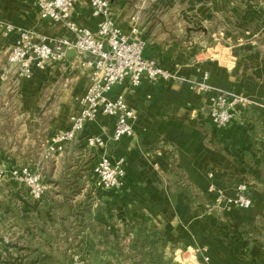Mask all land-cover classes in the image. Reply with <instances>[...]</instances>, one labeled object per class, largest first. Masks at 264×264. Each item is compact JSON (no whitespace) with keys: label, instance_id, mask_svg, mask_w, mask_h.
<instances>
[{"label":"crops","instance_id":"0c3cea01","mask_svg":"<svg viewBox=\"0 0 264 264\" xmlns=\"http://www.w3.org/2000/svg\"><path fill=\"white\" fill-rule=\"evenodd\" d=\"M110 7L125 34L133 25L130 17L137 15L143 54L154 58L172 78L143 79L137 87L124 80L113 86L109 97L123 95L135 111L133 136L109 140L104 148L88 147L86 136L106 140L112 134L114 117L99 114L49 160L47 189L37 201L49 226L47 233L57 238L60 252L93 259L94 264L106 260L93 249L95 218L108 221L119 244L125 228L156 230L165 256L170 246L192 250L198 243L208 260H195L192 250L194 264H264V238L259 239L264 234L263 175L250 155L264 135V0H110ZM0 19L51 39L74 37L64 24L42 19L34 0H0ZM71 19L94 33L97 30L99 18L92 15L89 0L76 1ZM14 39L13 34L0 36V122L9 112L22 125L44 121L46 144L51 135L69 126V117L78 110V99L89 84V71L71 67L67 61L35 68L30 78L14 81L8 74L2 80ZM66 55L71 59L75 52L68 50ZM205 74L207 89L200 90L194 84ZM217 92L250 100L233 110L225 127L214 126L209 117ZM104 153L111 162L122 160L125 176L117 190L103 189L89 167ZM171 156L184 180L203 197L196 204L200 208L215 197L207 191L209 183L224 188L246 183L254 195L251 207L214 210L208 219L227 229H247L258 234L257 240L245 248L243 240H232L228 230L225 236L222 229L219 233L199 219L186 188L173 181ZM11 159L0 151V167L15 166ZM12 192L27 190L9 179L1 180L0 200L8 201ZM45 237L28 234L19 216L0 209L2 258L19 253L15 247L37 246Z\"/></svg>","mask_w":264,"mask_h":264},{"label":"built area","instance_id":"2783aa9c","mask_svg":"<svg viewBox=\"0 0 264 264\" xmlns=\"http://www.w3.org/2000/svg\"><path fill=\"white\" fill-rule=\"evenodd\" d=\"M77 0H34L42 19L64 24L74 34L73 39L64 37L51 39L15 23L0 19V36L15 35L14 43L9 49L7 71L2 80L9 78H30L34 69L43 70L51 65H65L69 61L71 67L89 71V84L85 93L78 99L79 108L69 117V126L53 135L46 143L42 160L53 158L62 153L87 126L96 120L99 114L114 117V127L108 139L98 135L86 136V145L91 148L105 147L107 141L117 142L123 137L134 135V120L136 114L126 102L123 95L109 97L113 86L128 80L132 87L140 85L143 79L157 81L167 80L172 75L154 58L143 54L144 41L138 36L137 15L130 17L133 22L130 33L125 34L116 25L111 15L110 0H89L92 15L99 18L96 32L77 25L71 19V10ZM68 50H73L75 56L69 59ZM203 75L200 82L194 85L207 89ZM250 104L246 97L228 95L217 92L211 100L209 117L216 127H225L233 117L237 106ZM44 164L0 167V181H10L23 185L33 200H41L47 189L43 175ZM98 184L105 190H117L123 184L125 169L122 160L111 162L108 156L100 154L92 169ZM212 173L209 176L212 177ZM214 199L202 205L205 215L210 216L215 208L251 207L254 195L244 182L235 183L230 188H224L214 183L207 187ZM201 252L199 248L194 253ZM204 255V253H202ZM204 261L208 260L205 254ZM70 264H93L88 258L75 254Z\"/></svg>","mask_w":264,"mask_h":264},{"label":"trees","instance_id":"16d2710c","mask_svg":"<svg viewBox=\"0 0 264 264\" xmlns=\"http://www.w3.org/2000/svg\"><path fill=\"white\" fill-rule=\"evenodd\" d=\"M249 127L253 128L252 125ZM250 155L254 166L262 172L261 183L264 186V135L260 138L258 147L250 151ZM173 161L174 157L171 156L170 172L173 175V181L176 185L186 188L191 199V207L195 208L196 204L203 201V197L184 180L183 175L175 168ZM1 208L5 213L19 216L20 222L28 234L35 236L41 233L46 234V237L38 242L37 246L30 243L21 248L15 247L17 251L20 250L15 256L7 253L6 257L2 258L0 253V264H67L68 255L65 251H59L57 238L47 233L49 226L43 219L44 212L41 211L36 200H33L28 194L26 195L25 192L22 194L12 192L8 195V201L0 200ZM108 225V221L103 222L95 218V223L91 227L95 235L94 252L106 257L102 264H178L173 261L171 256H165L156 230L145 232L143 229H138L133 232L125 228L119 238L121 241L119 244ZM221 229L224 235L228 230L232 240L242 239L245 248L257 240V236L247 229H227L226 227Z\"/></svg>","mask_w":264,"mask_h":264},{"label":"rangeland","instance_id":"374dc122","mask_svg":"<svg viewBox=\"0 0 264 264\" xmlns=\"http://www.w3.org/2000/svg\"><path fill=\"white\" fill-rule=\"evenodd\" d=\"M210 52L211 54H213L214 50H211ZM5 116H6L5 119H3L2 122H0V151L9 154L12 158L11 160L13 162H16L15 166L29 165L34 168L37 163L38 164L41 163L42 165L44 164L43 175H44V182H46L47 180L46 165L50 164L49 160L51 159L42 160V155L46 146V144H43L44 142L42 137L44 133L43 125H45V122L44 121H40L39 123L36 122L34 126H30L29 124L22 125L23 121L15 118L11 112L6 114ZM92 166L94 167V163H92ZM25 193L26 195L28 194V192ZM201 209L200 206L195 207L196 214L199 217V219H202L205 222L209 223L213 228H215L217 231H219V233H221L222 231H220L219 228L221 229L222 226L217 222H215V220L211 218L208 219V215H205L203 213L204 211ZM224 209L227 210L229 208L227 207L221 209L215 208L211 211V213L214 214L213 212L214 210L222 213ZM262 238H264V234L259 235V239ZM197 248H199L201 252L199 251L195 253L196 256L195 260L201 258L202 261H204L203 257L205 256V254L204 255L202 254L204 249L202 248L201 245L195 243L194 246L192 247V250H195ZM192 250L191 249L189 250L188 247H184V246H170L169 249H167V252L168 254L170 253L169 256L173 258V261H175L178 264H184V263L194 264V260L192 257ZM74 256L75 254H72L66 258L67 264L71 263ZM91 261L94 264L93 259H91Z\"/></svg>","mask_w":264,"mask_h":264},{"label":"water","instance_id":"95a60500","mask_svg":"<svg viewBox=\"0 0 264 264\" xmlns=\"http://www.w3.org/2000/svg\"><path fill=\"white\" fill-rule=\"evenodd\" d=\"M49 104V102L47 103V105Z\"/></svg>","mask_w":264,"mask_h":264}]
</instances>
